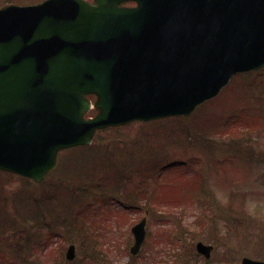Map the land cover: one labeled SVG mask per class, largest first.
<instances>
[{"label":"water","instance_id":"obj_1","mask_svg":"<svg viewBox=\"0 0 264 264\" xmlns=\"http://www.w3.org/2000/svg\"><path fill=\"white\" fill-rule=\"evenodd\" d=\"M134 8H123L124 2ZM264 67V0H48L0 10V169L41 181L95 130L190 114ZM96 95L94 119L84 118ZM142 222L134 232L139 249ZM206 254L211 247L202 243ZM74 255L73 249L68 257ZM260 264V263H258Z\"/></svg>","mask_w":264,"mask_h":264},{"label":"rangeland","instance_id":"obj_2","mask_svg":"<svg viewBox=\"0 0 264 264\" xmlns=\"http://www.w3.org/2000/svg\"><path fill=\"white\" fill-rule=\"evenodd\" d=\"M11 2L36 3L38 0H0V7ZM241 78L234 81L230 90L216 99L215 103L200 111L203 113L209 110L207 114H203L206 117L205 124L199 125L198 120L188 118L156 121L152 124L135 123L122 129L102 131L96 137L97 145L94 144L98 155L91 158L90 151L87 153V150L85 153L77 151L71 156L66 153L61 162L62 167L60 166L61 171L66 174L62 175V179L54 174L43 186L12 175H1L0 264H198L205 261L197 253L198 242L214 247L217 245L210 264H217L224 253L223 257L235 262L233 264H240L241 255L245 253L250 257L264 258V226H260L258 230L260 239L250 236L255 231L252 229L255 221L264 220V187L258 186L255 192H249L253 195H236H251L247 197L248 209L255 216L254 220L243 211L245 208L240 206L243 205L241 199L228 196L239 186L241 176L231 164L219 168L216 176L212 170L209 173V170L204 172L203 169L204 178L201 181L206 194H202V201L197 206L192 204L196 198L193 193L190 194L189 189L191 172L200 169L201 173V168L205 167L210 158L232 160L233 155L239 157L231 149V144L241 130L236 129L237 133H233L232 139L228 137L233 132L231 124L239 123L235 120L236 117L230 119L233 109L241 111L245 121L252 125L262 120L261 127L264 128V120L258 116L264 106V97L251 100L247 96L249 88L245 84L255 80L252 84H258L256 83V89L252 92L253 96H264V73ZM222 121V134L212 137V141L219 144L217 149L201 148L197 137L202 132L205 134L209 126L220 125ZM258 142L261 144L260 151H264V139L255 144ZM244 143L249 147L254 145L251 142ZM147 146L156 149L155 155H147ZM137 149L142 151L140 156H145L143 161L136 159L137 152L134 150ZM174 161L177 164L169 166ZM80 162H87V166L95 164L99 170L95 168L88 175L78 173ZM104 163L108 164L107 167H112V170H105L108 178L101 183L100 179L104 174L99 171ZM167 166L161 176V184L167 183L163 197H159L161 191L151 201L146 199L139 202L135 197L136 188H143L145 194L147 191L149 194L153 193L154 188L150 184L158 176V171ZM246 169L249 170L247 166ZM176 182H179L177 186L174 185ZM192 182L195 184V179ZM228 182L232 183L231 187ZM236 182L239 184H235ZM111 184L115 185L111 187ZM197 184H200L199 180ZM247 185L254 186L252 181H247ZM53 186H58V196H63L69 206L61 204L52 207L51 214L42 212L37 217L33 212L34 206L36 209L44 206V199L49 197L46 195ZM66 193L68 194L65 195ZM83 213L86 214L85 224L82 223ZM208 214L213 223H222L220 236H216L213 229H206L210 225L208 222H211L209 219L201 221V217ZM53 216L57 220L65 217L69 219V224L63 227L58 223L52 227L49 223L45 227L43 221L49 222ZM143 218L147 221L148 237L140 253L132 256L130 248L134 239L131 229ZM77 220L79 221L76 222ZM235 222L242 226L241 230L237 229L232 235L224 236L227 227ZM13 231H18L20 237H12L17 244L8 248L5 240H8L7 236ZM46 240L50 245L48 252L45 250L44 253L42 243ZM32 242H35L32 248L35 250L34 255L38 257L36 260L27 258L31 252L28 249L29 243ZM71 244L76 246V258L72 262L66 259V252Z\"/></svg>","mask_w":264,"mask_h":264},{"label":"trees","instance_id":"obj_3","mask_svg":"<svg viewBox=\"0 0 264 264\" xmlns=\"http://www.w3.org/2000/svg\"><path fill=\"white\" fill-rule=\"evenodd\" d=\"M232 92L233 93H236L234 90H232ZM231 108H229V110H230ZM202 110H204V108L202 109ZM209 111V110H208ZM208 111H206V112H200L201 113V115H200V117H199V119H198V121H199V124L200 125H202V124H205L204 122H205V120H206V117L205 116H203V114H207V112ZM238 112V113H237ZM231 113L233 114V116H230V119L231 120H233L234 119V117H236L235 119H238V120H242V121H245V119H244V115L241 113V111H238L237 109H233V111H231ZM211 114V113H210ZM215 120H217V119H215ZM213 125V124H212ZM223 125V122L220 124V125H213V126H215V127H213V126H209L210 128H208L207 130H210V129H213V130H216L217 128H219L220 126H222ZM239 138V137H238ZM235 144H237L236 143V141H235ZM241 153H243V152H241Z\"/></svg>","mask_w":264,"mask_h":264}]
</instances>
